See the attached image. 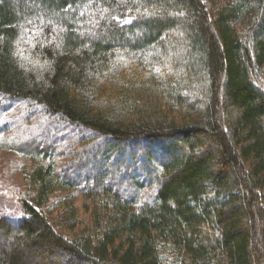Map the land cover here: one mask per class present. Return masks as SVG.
I'll list each match as a JSON object with an SVG mask.
<instances>
[{
    "label": "trees",
    "instance_id": "16d2710c",
    "mask_svg": "<svg viewBox=\"0 0 264 264\" xmlns=\"http://www.w3.org/2000/svg\"><path fill=\"white\" fill-rule=\"evenodd\" d=\"M211 1L0 0V97L118 168L69 152L62 172H94L64 178L88 220L70 234L47 217L64 146H27L0 264H264V0Z\"/></svg>",
    "mask_w": 264,
    "mask_h": 264
},
{
    "label": "rangeland",
    "instance_id": "374dc122",
    "mask_svg": "<svg viewBox=\"0 0 264 264\" xmlns=\"http://www.w3.org/2000/svg\"><path fill=\"white\" fill-rule=\"evenodd\" d=\"M203 1L208 8L214 6L211 0ZM61 124V122L49 118L38 104L0 97V216L6 217L15 224L25 218L21 203L16 195L11 194V191L21 190L25 186V171L30 169L31 164H33L31 156L24 154L26 147L31 146L30 144L42 143L45 144L44 147L46 145L57 146V150L61 152L64 146L66 155L63 161L56 166L62 179L57 181L52 195L49 196L47 217L52 224L56 226L64 224L70 234H75L82 230V222L86 223L88 220L84 214V207L81 208L83 199L80 193L76 190L74 184H70L64 178H66L65 176L78 178V183L83 185L82 177L84 174L90 175L94 172H91V169L90 171L85 169L81 172L80 169L69 168L70 165H74L72 162L68 163L67 168L69 169L62 172L63 162H68L71 158L69 152L77 149L82 150L84 147L90 149L94 153L93 156L97 159L96 161L99 160V164L96 161L92 163V165L96 164V169H93V171L102 168L105 164L110 165V172L112 173H115V169L118 168L115 164L116 161L108 158L107 153H105L107 144H104L107 140L100 141L99 145H95L94 142L99 141L101 138L77 141V139L72 138L70 129ZM83 132V134L89 133L87 130ZM100 148L101 152H99ZM56 154H54V158H57ZM75 205L79 207L80 212L83 213L82 215L77 212L78 215L74 216L76 210H73V206ZM71 219L77 223V226L69 230L68 222L71 223ZM2 243L4 242L0 239V244ZM28 254L30 256L28 257L29 260L33 256H37L34 259L43 262L49 259V257L43 256L42 252L30 251Z\"/></svg>",
    "mask_w": 264,
    "mask_h": 264
}]
</instances>
